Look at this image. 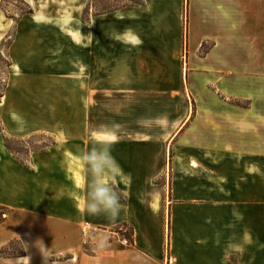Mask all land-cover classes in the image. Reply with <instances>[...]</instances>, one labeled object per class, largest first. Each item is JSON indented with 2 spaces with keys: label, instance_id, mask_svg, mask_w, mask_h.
<instances>
[{
  "label": "crops",
  "instance_id": "obj_1",
  "mask_svg": "<svg viewBox=\"0 0 264 264\" xmlns=\"http://www.w3.org/2000/svg\"><path fill=\"white\" fill-rule=\"evenodd\" d=\"M96 17L91 16L86 31L76 26L74 70L79 89L89 90L98 84L101 56L109 57L103 69L107 72L104 82L109 87L125 86L127 81L135 78L141 82L147 75L139 69L147 56L165 64L178 56L184 45L188 56H205L204 69L210 74L203 85L214 86L213 93L220 95L200 96L195 101L193 116L187 113L185 123H196L198 128L175 132L178 142L186 135L189 142L174 144L169 161L163 153L167 150L165 138H127L139 134L108 127L84 128L76 136L65 134L47 150L32 152L27 166L7 150L0 131V206L8 211L0 222V249L12 240L22 248L17 256L0 255V264H264L260 113L250 106L229 103L245 94L241 92L243 65L236 58L229 68L228 60L264 56V0H143L106 17H113L119 25L111 33L105 31L108 26L96 31ZM116 39L122 41V48H100V41ZM212 57L219 60L212 61ZM121 66L124 69L116 83L115 71ZM211 72L217 73L216 79ZM187 75L191 79L192 75ZM155 79L161 83L157 86L163 87L167 78L160 73ZM190 79L184 83L186 88L187 82L193 85ZM81 98L84 102L83 95ZM127 98L124 95L119 102L125 103ZM120 114L124 120V113ZM96 142L111 143L112 155L122 169L113 181L123 205L115 220L83 213L79 207L83 190L71 181L74 165L66 154L77 158ZM166 162L171 167L168 198L162 182L151 185L154 177L147 174ZM165 197L171 213L169 257L165 250ZM84 222L100 228L127 222L134 228L131 244L123 247L107 242L86 248L80 232Z\"/></svg>",
  "mask_w": 264,
  "mask_h": 264
},
{
  "label": "rangeland",
  "instance_id": "obj_2",
  "mask_svg": "<svg viewBox=\"0 0 264 264\" xmlns=\"http://www.w3.org/2000/svg\"><path fill=\"white\" fill-rule=\"evenodd\" d=\"M141 2L143 0H0V131L5 147L8 145L18 150L21 160L6 147L19 162L29 166L32 152L45 151L57 141L63 140L65 134L76 136L81 134L84 128L90 130L110 127L113 131L124 130L128 134H139L128 135L127 138H165L163 142L167 150L163 153L166 161H169L173 154L174 144H188L187 135L181 142H178L176 136L179 130L186 127L198 128L196 123L192 126L185 123L187 113L189 117L193 116L195 101L199 100L200 96L220 95L213 93L214 86H204L210 74L204 69L205 56H188L184 45L180 54L172 57V61L167 59L168 63L165 64L160 62L159 58L147 56L146 64L142 61L139 67L142 73L147 72L146 76H142L141 82L133 78L134 80L127 81L125 86L109 87L104 82L107 72L103 69L109 62L106 55L100 57V77L97 79L99 85L96 84L95 88L92 86L89 90H81L75 81L76 26L83 27L86 31L91 16H97L94 26L98 28L94 30L98 32L100 27L108 26L109 29L103 28L100 32L105 30L106 33H111L119 29V25L113 17H106L116 9ZM106 35L103 37L109 39ZM121 43L119 39L103 40L100 41V48H122ZM236 58L237 62L243 65L241 92L245 95L244 98H231L229 103L244 108L250 106L260 113L257 130L260 145L264 147V56L228 57L229 68L234 66ZM174 60L178 63L177 69ZM216 60H219V57H212V61ZM131 66L133 69V64ZM121 67L119 71H115L116 83H119L124 69ZM64 70L67 71L63 72ZM177 72L179 77L175 74ZM160 73L167 78L163 84L165 87L157 86L161 83L155 79V74ZM66 74L68 76H65ZM187 74L192 75L193 81ZM212 74L216 79L217 73ZM66 79L71 81L65 82ZM186 79H190L193 85L190 86L187 82L186 88ZM180 84H183V87L180 88ZM124 95L128 97L125 103L119 102ZM120 113H124V120L121 119ZM108 114L112 116L110 121ZM202 153L198 152V155ZM66 155L74 165V177L71 181L79 187L82 183L81 165L77 158ZM170 171L169 162H166L164 167L150 168L147 173L148 177H154L151 185L162 182L167 191V198L171 195L170 183L167 182ZM260 182V241L264 245L262 150ZM168 204L169 201L165 197V250L169 257L171 213ZM7 213L8 211L0 206V222ZM93 228L94 245L108 242L120 246L114 233L126 237L130 242L134 234L133 226L127 222L109 228ZM0 252L1 256H17L22 253V248L18 241L12 240L1 248Z\"/></svg>",
  "mask_w": 264,
  "mask_h": 264
},
{
  "label": "clouds",
  "instance_id": "obj_3",
  "mask_svg": "<svg viewBox=\"0 0 264 264\" xmlns=\"http://www.w3.org/2000/svg\"><path fill=\"white\" fill-rule=\"evenodd\" d=\"M115 138L113 133V141ZM77 159L85 177L81 183L84 198L80 202V210L87 215L103 214L115 220L123 205L114 191L113 181L122 169L112 155L111 143L96 142L88 151L80 153Z\"/></svg>",
  "mask_w": 264,
  "mask_h": 264
},
{
  "label": "built area",
  "instance_id": "obj_4",
  "mask_svg": "<svg viewBox=\"0 0 264 264\" xmlns=\"http://www.w3.org/2000/svg\"><path fill=\"white\" fill-rule=\"evenodd\" d=\"M94 230L95 228H93L88 222H84L80 227L81 238L86 248L93 247L95 244V241L93 240ZM114 236L117 238V242L120 244V246H129L131 244L129 239L120 236V234L114 233ZM94 251L95 248H92V252Z\"/></svg>",
  "mask_w": 264,
  "mask_h": 264
},
{
  "label": "trees",
  "instance_id": "obj_5",
  "mask_svg": "<svg viewBox=\"0 0 264 264\" xmlns=\"http://www.w3.org/2000/svg\"><path fill=\"white\" fill-rule=\"evenodd\" d=\"M142 3V2H141ZM139 3V4H141ZM134 5H137V4H134ZM18 159H20V157H18V150L14 149V148H11L10 146H6ZM21 160V159H20ZM0 255H2V252H0Z\"/></svg>",
  "mask_w": 264,
  "mask_h": 264
}]
</instances>
